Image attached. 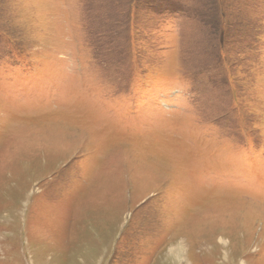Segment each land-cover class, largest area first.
<instances>
[{
  "label": "rangeland",
  "instance_id": "1",
  "mask_svg": "<svg viewBox=\"0 0 264 264\" xmlns=\"http://www.w3.org/2000/svg\"><path fill=\"white\" fill-rule=\"evenodd\" d=\"M0 264H264V0H0Z\"/></svg>",
  "mask_w": 264,
  "mask_h": 264
}]
</instances>
